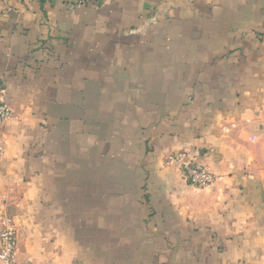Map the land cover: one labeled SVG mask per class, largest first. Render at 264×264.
I'll return each mask as SVG.
<instances>
[{"label":"crops","instance_id":"obj_1","mask_svg":"<svg viewBox=\"0 0 264 264\" xmlns=\"http://www.w3.org/2000/svg\"><path fill=\"white\" fill-rule=\"evenodd\" d=\"M0 89L14 264H264V0H0Z\"/></svg>","mask_w":264,"mask_h":264},{"label":"built area","instance_id":"obj_2","mask_svg":"<svg viewBox=\"0 0 264 264\" xmlns=\"http://www.w3.org/2000/svg\"><path fill=\"white\" fill-rule=\"evenodd\" d=\"M79 5H85L90 0H77ZM11 116L9 108L3 100L0 89V123L6 121ZM180 170L185 180L195 187H207L212 185L216 178L207 168L201 165H194L184 156H178ZM3 229L0 231V264H14L16 253V232L12 221L8 217H0Z\"/></svg>","mask_w":264,"mask_h":264},{"label":"rangeland","instance_id":"obj_3","mask_svg":"<svg viewBox=\"0 0 264 264\" xmlns=\"http://www.w3.org/2000/svg\"><path fill=\"white\" fill-rule=\"evenodd\" d=\"M210 186V185H209ZM208 187V186H207Z\"/></svg>","mask_w":264,"mask_h":264}]
</instances>
